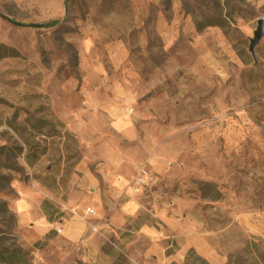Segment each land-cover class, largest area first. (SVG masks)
<instances>
[{"label": "rangeland", "instance_id": "374dc122", "mask_svg": "<svg viewBox=\"0 0 264 264\" xmlns=\"http://www.w3.org/2000/svg\"><path fill=\"white\" fill-rule=\"evenodd\" d=\"M216 3L228 36L196 28L213 0H0V248L28 264H264V38L248 50L264 0ZM30 144L33 175L24 152L8 173V147Z\"/></svg>", "mask_w": 264, "mask_h": 264}, {"label": "trees", "instance_id": "16d2710c", "mask_svg": "<svg viewBox=\"0 0 264 264\" xmlns=\"http://www.w3.org/2000/svg\"><path fill=\"white\" fill-rule=\"evenodd\" d=\"M215 2L214 11H211L210 13L204 15L202 17V20L199 23H196V28L199 32H201L202 29L207 27H218L220 28L225 36H228L229 30L232 29V26L234 25V19H232L229 15L223 14L221 12L220 5L216 3V0H213ZM240 19H245L243 15L239 16ZM25 124H28V120H24ZM46 123L43 120H38L36 125H32L30 129L34 131L36 137H43V134L41 133V126H44ZM12 131L14 133H18V128H13ZM39 146L37 144H30L27 145L25 149H23L20 145H14L13 147H8V173L11 171L18 172V169L15 166V163L12 159L17 158L16 156L21 155L23 152L25 153V164L28 167V169H33L35 164H30L28 162L29 157L31 159H37L38 155L43 154V150H41V153H37V149ZM33 180L38 181L35 176L31 177ZM39 182V181H38ZM44 205H49L46 201L43 202ZM57 214V211H53V214H51V218H48V215L44 212V216L46 217L48 222H53L54 215ZM44 245V243L34 244V248L39 249ZM28 252L20 249V248H13V249H7L5 247L0 248V264H28Z\"/></svg>", "mask_w": 264, "mask_h": 264}, {"label": "built area", "instance_id": "2783aa9c", "mask_svg": "<svg viewBox=\"0 0 264 264\" xmlns=\"http://www.w3.org/2000/svg\"><path fill=\"white\" fill-rule=\"evenodd\" d=\"M153 183V178L150 174V172L143 168L140 169L137 172L136 180H135V186H134V193H138L140 189H145L149 187ZM86 215H93L94 210L91 208H86L85 211ZM58 232H61V230H57Z\"/></svg>", "mask_w": 264, "mask_h": 264}, {"label": "water", "instance_id": "95a60500", "mask_svg": "<svg viewBox=\"0 0 264 264\" xmlns=\"http://www.w3.org/2000/svg\"><path fill=\"white\" fill-rule=\"evenodd\" d=\"M262 38H264V20H259L257 22V28L253 34V38L249 41L248 50L252 57H254V47Z\"/></svg>", "mask_w": 264, "mask_h": 264}, {"label": "crops", "instance_id": "0c3cea01", "mask_svg": "<svg viewBox=\"0 0 264 264\" xmlns=\"http://www.w3.org/2000/svg\"><path fill=\"white\" fill-rule=\"evenodd\" d=\"M33 172H34V168L33 169H30L29 170V173L30 175H33ZM33 182L37 183L38 186H40L41 188H43V190L46 191L45 187L38 181L36 180H33L32 178H30ZM56 184H58V177L56 179ZM44 200V199H43ZM43 200L40 202V206H41V203L43 202ZM42 217L41 219L38 220V226L37 228H35V232L38 234V235H44L46 233V231L48 230L47 229V225L49 222L46 220L44 214L42 213Z\"/></svg>", "mask_w": 264, "mask_h": 264}]
</instances>
